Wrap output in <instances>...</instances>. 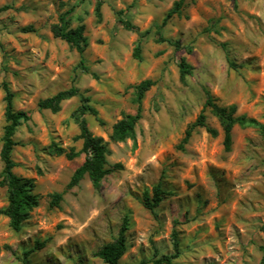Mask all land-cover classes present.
Listing matches in <instances>:
<instances>
[{"label":"rangeland","instance_id":"1","mask_svg":"<svg viewBox=\"0 0 264 264\" xmlns=\"http://www.w3.org/2000/svg\"><path fill=\"white\" fill-rule=\"evenodd\" d=\"M97 1L0 0V7L10 5L0 10V181L9 92L13 109L30 115L13 134L14 171L34 178L39 195L15 231L1 212L8 190L0 186V264H24V258L27 264H108L97 253L116 239L123 222L127 250L118 264H153L163 255H174L171 264H264L260 128L235 123L226 150L222 125L208 106L206 123L218 135L198 127L180 146L208 94L264 123V0H183L171 16L178 0H102L100 16ZM120 15L134 28H126ZM62 16L71 27L85 25L86 69L77 48L54 35ZM158 25L180 46L158 40ZM29 26L34 30H25ZM182 57L192 66L184 77ZM146 79L154 83L139 100L137 85ZM72 85L79 94L64 99L59 110L39 106ZM83 103L97 112L81 114ZM138 109L135 137L113 139L114 123ZM78 117L107 142L108 165L122 164L99 189L88 175L68 188L85 153L69 158L50 148L55 142L81 149ZM157 183L165 193L154 213L142 197ZM60 191L63 199L51 207L50 194Z\"/></svg>","mask_w":264,"mask_h":264},{"label":"trees","instance_id":"2","mask_svg":"<svg viewBox=\"0 0 264 264\" xmlns=\"http://www.w3.org/2000/svg\"><path fill=\"white\" fill-rule=\"evenodd\" d=\"M183 0H178L175 3V6L169 11L167 16H171L173 12L178 11L182 5ZM101 4L102 0L97 1L96 12L97 15H101ZM10 5L6 4L0 7V10L9 8ZM120 21L124 24L126 28H134L133 23L128 19L120 15ZM25 30L32 31L34 30L33 26L26 27ZM157 31L159 33L158 40L168 41L169 43L175 45L176 47L180 46L178 40H172L164 37L161 33V25L157 26ZM53 32L55 36H59L65 39L68 43L75 46L81 54L79 65L84 69L87 68L85 63V58L83 52L88 46V38L85 34V25L78 24L75 27H71L68 24V21L62 16L60 22L54 24ZM142 36L140 35L138 42L134 49V56L136 58H141V41ZM188 51H191V46L187 47ZM181 76L184 77L187 73L191 72L192 66L187 62L185 57H182L179 63ZM154 83L152 79H146L137 85L138 89V99L140 100L144 92L150 88ZM79 94L78 87L72 85L69 88L59 90L55 94L48 96L46 98L40 99L39 106L41 108H50L53 111H57L61 107V102L71 96ZM6 99L8 101L5 119L6 124L4 126L3 133V145L1 148V158L3 161V169L1 172L2 180L0 181L1 185H6L8 190V202L1 209V212L6 215L9 219V225L15 231H19L24 221L30 216L31 211L38 206L39 204V195L34 191L35 189V179L32 177H26L17 174L14 171L16 162L12 157V152L16 141L13 138L14 131L16 126L23 120L30 118V115L24 110L15 111L12 107L11 94L8 92ZM83 99L89 100L88 97H83ZM211 107L213 113L218 117L223 131H224V147L226 150L231 148L232 144V129L235 123L241 125H255L258 126L264 137V123L260 122L254 117H248L245 114H236V107L234 105L224 106L217 103L211 94H208V97L205 101L202 111L197 116V118L187 127L185 130V135L180 143L182 147L185 142L188 141L193 131L198 127H206L207 131L212 136L218 135V129L215 127L208 126L206 123V115L204 110L206 107ZM81 114L86 110L96 113V109L92 106L83 103L79 108ZM79 118V128L80 131L76 135V138L82 140V147L78 151L74 148L67 150L66 147H63L57 143H52L50 148L53 152L57 154H66L69 158L76 157L80 153H85V158L73 171L67 187H72L80 182V180L88 175L92 185L95 189H99L102 184L104 177L113 171L116 168H121V163H116L113 166L108 165L107 154L109 153V148L107 142L102 136L94 135L88 127L87 121L84 117ZM141 118L140 110L136 113H128L124 115L121 119L117 120L113 125V130L111 137L115 140H124L125 138L132 137L136 135V125ZM165 193V190L162 188L161 183H157L153 186L152 194L149 191L145 190L143 192L142 201L144 205L155 213L156 207L160 204L162 196ZM50 206H58L59 202L63 199V191L53 192L50 194ZM126 222L122 223L120 231L116 239L108 244L104 245L99 251L98 255L101 259L108 264H118L120 258L127 250V239L125 236ZM173 244L175 249H178L179 239L177 231H173ZM38 246H43V242L36 241ZM1 250V247H0ZM25 256L28 255V252L24 253ZM174 255H163L158 258H153V264H171L172 257ZM263 261H264V248H263ZM24 264H27V259H23Z\"/></svg>","mask_w":264,"mask_h":264}]
</instances>
